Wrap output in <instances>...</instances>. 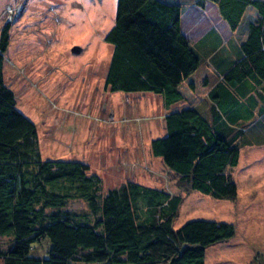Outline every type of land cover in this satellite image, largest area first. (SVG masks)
Returning a JSON list of instances; mask_svg holds the SVG:
<instances>
[{
	"label": "trees",
	"instance_id": "16d2710c",
	"mask_svg": "<svg viewBox=\"0 0 264 264\" xmlns=\"http://www.w3.org/2000/svg\"><path fill=\"white\" fill-rule=\"evenodd\" d=\"M197 2L217 5L221 25L232 32L250 15L245 39L210 91V115L197 107L170 111L166 134L151 141V152L187 196L236 201L238 187L227 171L238 166L237 141L255 116L249 100L259 91L264 102V0ZM183 7L173 0H118L105 36L113 46L105 90L153 93L167 107L182 100V84L201 66L192 41L211 28L202 19L184 29ZM9 31L6 24L0 34V240L12 242L0 250V264H206L209 247L236 236L235 225L210 220L175 229L181 194L128 181L102 195L101 178L88 175L86 164L43 160L37 126L17 109L5 83ZM73 199L86 201L94 218L65 210ZM44 241L48 249L37 254Z\"/></svg>",
	"mask_w": 264,
	"mask_h": 264
},
{
	"label": "rangeland",
	"instance_id": "374dc122",
	"mask_svg": "<svg viewBox=\"0 0 264 264\" xmlns=\"http://www.w3.org/2000/svg\"><path fill=\"white\" fill-rule=\"evenodd\" d=\"M173 1L183 3L184 29L202 19H208L211 28L192 41L201 66L184 81L183 98L172 106L153 93L105 90L113 52L105 36L115 25L118 0H0V34L10 25L5 83L16 96L17 109L37 126L43 160L86 164L88 175L101 178L102 195L128 181L181 194L185 202L175 229L196 219L236 227L233 239L207 249L206 264H264V102L259 91L249 100L253 120L228 134L244 129L237 141L239 164L227 171L238 187L236 201L198 192L187 196L178 177L152 155L151 141L166 134L164 118L170 111L197 107L210 115V91L221 77L218 62L238 59L251 19L249 15L232 32L221 25L217 5ZM74 47L82 48L81 54L73 55ZM65 210L94 218L82 199L70 200ZM11 242L2 238L0 250ZM47 249L44 241L36 252Z\"/></svg>",
	"mask_w": 264,
	"mask_h": 264
},
{
	"label": "crops",
	"instance_id": "0c3cea01",
	"mask_svg": "<svg viewBox=\"0 0 264 264\" xmlns=\"http://www.w3.org/2000/svg\"><path fill=\"white\" fill-rule=\"evenodd\" d=\"M182 20H183V16H182ZM220 62H218V70H216V72L218 71L219 73L218 74H222V72L224 71L223 70V67H224V62H225V59H222V60H219Z\"/></svg>",
	"mask_w": 264,
	"mask_h": 264
},
{
	"label": "water",
	"instance_id": "95a60500",
	"mask_svg": "<svg viewBox=\"0 0 264 264\" xmlns=\"http://www.w3.org/2000/svg\"><path fill=\"white\" fill-rule=\"evenodd\" d=\"M81 52H82V48H80V47H74L72 49L73 55H79V54H81Z\"/></svg>",
	"mask_w": 264,
	"mask_h": 264
}]
</instances>
